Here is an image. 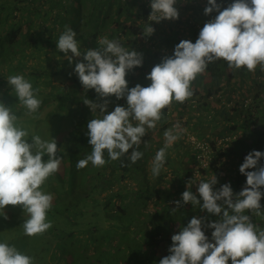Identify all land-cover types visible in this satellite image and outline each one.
<instances>
[{
    "label": "trees",
    "instance_id": "trees-1",
    "mask_svg": "<svg viewBox=\"0 0 264 264\" xmlns=\"http://www.w3.org/2000/svg\"><path fill=\"white\" fill-rule=\"evenodd\" d=\"M233 2L217 0L221 11ZM150 3L151 0H0V60L13 74L20 70L25 75L52 78L49 91L58 93L60 99L70 96L73 104L80 99L82 103L85 99L104 103L94 90L85 91L75 71L72 72L75 63L85 62L83 57L73 58L69 64L57 50L56 41L67 25L77 33L82 53L99 47L98 40L104 37L118 40L129 51L141 53L142 66L129 71L126 80L129 89L137 84L147 87L150 81L146 76L151 69L165 57H171L180 41L195 43L204 24L218 15L215 11L204 14L207 0H177L178 19L153 23L148 20ZM150 24L155 31L146 37L142 32ZM53 57L57 59L54 72ZM36 60H44L48 70L42 65H32ZM60 78L73 80V86L69 87ZM192 89L189 100L183 104L173 102L172 111L170 107L163 110L157 127L142 138L138 151L143 156L135 164L125 156L122 160L127 166H122L121 161H111L105 152L104 167L96 168L89 162L78 170L77 162L91 154L87 135L91 119L84 122L85 128L78 127L79 136L69 145L72 153L68 156L67 187L53 204L58 213L56 204L59 198H65V211L79 209L78 216L83 217L84 226L69 236L77 232L90 235V230L94 237L89 238L93 243L86 248L72 241L68 250L73 247L79 255L67 253L72 256L67 264H159L170 255L171 237L193 217L203 218L205 224L218 219L201 211L199 205L183 204L182 193L188 190L189 181L198 199V183L207 182L214 175L218 181L214 190L225 184L231 185L234 194L243 190L246 176L239 168L245 157L252 151L264 153V71L259 67L254 73L246 69L231 70L225 61L218 60L197 77ZM107 99V112L114 111L118 105L127 107L126 98ZM91 115L100 118L99 109ZM166 130L178 132L179 139L167 149L164 168L154 177L152 162L166 143ZM191 135L209 145L210 160L205 167L198 160ZM259 165L264 166V158ZM58 181L65 179L58 175ZM176 201L181 202L180 208H176ZM260 204L264 210V196ZM89 214L95 217L93 222ZM245 214L258 229L264 230V215L256 216L248 211ZM202 230L209 242H213L214 230L206 226ZM83 255L87 256L78 257Z\"/></svg>",
    "mask_w": 264,
    "mask_h": 264
},
{
    "label": "clouds",
    "instance_id": "clouds-1",
    "mask_svg": "<svg viewBox=\"0 0 264 264\" xmlns=\"http://www.w3.org/2000/svg\"><path fill=\"white\" fill-rule=\"evenodd\" d=\"M177 0H151L149 21L176 20L179 13ZM204 14L213 11L218 15L204 24L195 43L180 41L171 57H165L146 76L147 87L137 84L129 89L126 76L129 71L142 66L143 57L135 50H127L118 40L107 37L98 40L94 50L81 52L77 33L65 26L56 41L57 50L64 54L69 64L73 58L83 57L85 62L75 63V74L85 89L94 90L104 103L83 102L93 113L99 109L100 118L87 124L91 154L77 162V169L102 168L106 164L105 152L111 161H121L127 156L131 164L139 161L143 153L138 151L142 138L154 130L163 117V110L173 102L183 104L193 96L192 84L203 74L210 63L223 60L231 70L246 69L264 71V0H234L221 11L217 0H207ZM152 24L142 34L154 33ZM71 53V56H69ZM8 85L18 98L27 115L38 112L42 101L37 98L39 89L23 75L7 78ZM125 99L127 107L116 106L107 112L108 99ZM135 122V123H134ZM166 143L159 149L151 166V173L158 177L166 162L167 149L179 139L178 132L166 130ZM18 126V117L12 108L0 102V210L7 206L21 207L28 218L23 223L25 236L43 235L52 227L47 213L52 207L53 195L42 190L46 181L60 170L63 157L58 155L54 139L43 140L31 136ZM131 154H129V150ZM47 156V160L44 157ZM264 158L260 151L250 152L239 171L246 176V185L234 194L230 184L214 190L218 183L215 175L207 182L198 183V196L191 191V184L182 193L183 204L199 205L201 211L218 217L205 224L203 218L193 217L186 227L171 237L170 255L159 264H264V230L251 222L246 211L256 216L264 215L260 201L264 192ZM249 169H255L248 171ZM202 200V205H201ZM176 208L181 202L176 201ZM174 208L173 210H175ZM6 218V217H5ZM213 229L212 241L202 230ZM0 264H34L33 259L8 243H0Z\"/></svg>",
    "mask_w": 264,
    "mask_h": 264
},
{
    "label": "rangeland",
    "instance_id": "rangeland-1",
    "mask_svg": "<svg viewBox=\"0 0 264 264\" xmlns=\"http://www.w3.org/2000/svg\"><path fill=\"white\" fill-rule=\"evenodd\" d=\"M53 60L52 70L54 72V64L57 62V59L53 57ZM32 65L47 67V63L44 60L43 62H41V60L32 61ZM61 68L64 69L63 65H61ZM46 70H48V68H46ZM72 72H74L73 68ZM12 75H23L32 83L34 89H39L37 98L40 99L42 103L38 112L34 115H27V110L19 104L15 93H12L13 90L7 82V78ZM47 77L48 76L38 77L35 75H25V73L20 70L13 74V72H10L9 67L0 60V102L12 108L13 112L18 117V126L29 132V142H31L30 139L33 135H39L43 140L48 141L54 139L59 149L58 155L62 157L66 155L61 162L59 172L50 177L42 186V190L45 193L53 195L52 207L47 213V219L51 222L52 227L43 235L36 237L25 236L22 225L28 218L27 214L24 213L19 206H7L4 211L0 210V243H8L10 246H15L22 254L30 256L34 264H67L71 255L76 257L78 254L73 247L68 250L70 243L72 241H78V245L80 244L82 248H86L88 245L90 246V243H93V241L89 239L93 234L89 230L90 235H87L86 232L85 236H83L79 235L80 233L77 232L69 236V233L79 231L80 226H84L83 223L81 224L83 217L78 216L79 209L73 208L68 212L65 211L66 208L63 207L66 202L65 198H59L56 204V208L59 209V212H55L54 201L56 202V196L63 194V189L67 187L69 167L67 164H69L70 161L68 156L70 152L72 153L69 145L71 142H75L74 140L79 136L78 127H84V122L88 121V119L95 118V116L91 115V109L87 108L84 103H82L81 99L78 103L73 104L70 96L60 99L57 97L58 93L51 94L49 91L51 89V84H49V82L52 78ZM64 80L69 87L73 86V80L67 78ZM57 83V86L62 87L60 82ZM170 108L172 111V107ZM176 120L181 121L179 118H176ZM176 126H179V124ZM44 159L47 160V156H45ZM58 175H61L65 181H58ZM89 216L90 221L93 222L95 217L92 214H89ZM65 226L66 228L64 229ZM87 228H89L88 225ZM86 253H88V251H86ZM84 256L87 255L78 257L82 258Z\"/></svg>",
    "mask_w": 264,
    "mask_h": 264
},
{
    "label": "built area",
    "instance_id": "built-area-1",
    "mask_svg": "<svg viewBox=\"0 0 264 264\" xmlns=\"http://www.w3.org/2000/svg\"><path fill=\"white\" fill-rule=\"evenodd\" d=\"M191 141L193 142L195 148L198 150V160L203 167L207 166L210 160V149L209 145L205 142H200L196 137L191 136ZM229 139V138H228Z\"/></svg>",
    "mask_w": 264,
    "mask_h": 264
}]
</instances>
